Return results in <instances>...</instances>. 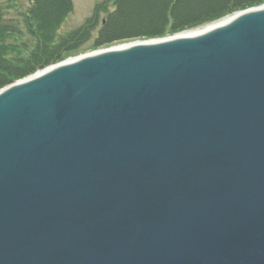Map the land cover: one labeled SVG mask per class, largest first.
Listing matches in <instances>:
<instances>
[{
  "label": "water",
  "instance_id": "95a60500",
  "mask_svg": "<svg viewBox=\"0 0 264 264\" xmlns=\"http://www.w3.org/2000/svg\"><path fill=\"white\" fill-rule=\"evenodd\" d=\"M226 18L0 90V264H264V5Z\"/></svg>",
  "mask_w": 264,
  "mask_h": 264
},
{
  "label": "trees",
  "instance_id": "16d2710c",
  "mask_svg": "<svg viewBox=\"0 0 264 264\" xmlns=\"http://www.w3.org/2000/svg\"><path fill=\"white\" fill-rule=\"evenodd\" d=\"M23 15V29L6 22L0 8V88L57 63L61 54L78 50L76 42L90 37L99 10L80 29L59 38L56 30L72 11L70 0H29ZM113 11L95 36L103 46L137 38H158L213 22L226 15L256 7L264 0H109ZM104 12L105 9H104ZM28 36L34 45L22 43ZM57 39V41H56ZM50 57V59H49Z\"/></svg>",
  "mask_w": 264,
  "mask_h": 264
},
{
  "label": "rangeland",
  "instance_id": "374dc122",
  "mask_svg": "<svg viewBox=\"0 0 264 264\" xmlns=\"http://www.w3.org/2000/svg\"><path fill=\"white\" fill-rule=\"evenodd\" d=\"M108 1L109 0H70L71 6H72V11L63 19V22L60 24V26L56 30V32H55L56 38H57V36L59 38L65 37L66 35L80 29L83 25L86 24L88 19H90L94 16L93 12H94V9L96 6L97 7L102 6V8H104L106 12H104V9L99 10L98 15L96 17V20L94 22V25L88 30V32L90 31V37L84 42L79 40L78 42L75 43L76 46H78V50H76V51L72 50V51H68L65 53L63 51V54H61V57L63 59L57 63H60V62H63V61H66L68 59H72V58H75V57H78L81 55L89 54V53H92V52H95V51H98L101 49H106V48H109V47H112L115 45L126 44V43H130V42H134V41H141V40L147 39V38H137V39H132V40L115 42V43L103 45V46L102 45L101 46L95 45V41H94L95 36L97 35V32L99 31V29L103 25V23L106 19L107 13L112 12L114 10L113 5L110 2L108 3ZM262 5H264V3L259 5V6H256V7H260ZM29 7H30L29 0H0V8L3 11L5 21L6 22H12L15 25H18L21 30L23 29V15L27 12ZM251 8H254V7H251ZM241 11H243V10H241ZM238 12H240V11H238ZM235 13H237V12L226 15V16L219 18L213 22H209V23L203 24L201 26H198V27H195L192 29H187L184 31L185 32L193 31V30H197V29L206 27L208 25H212V24L217 23L218 21H220L226 17H230V16L234 15ZM184 31H181V32H184ZM181 32L168 34V35H165L164 37H158V38H167L170 36H175ZM24 38L25 39L22 41V43H26L27 45H34L36 42L35 38L31 39L28 36H25ZM158 38H151V39H158ZM56 41H57V39H56ZM49 59H50V57H49ZM57 63L38 68L32 74H34L38 71H41L43 69H46L47 67L55 65ZM32 74H30V75H32ZM29 76H26L24 78H27ZM24 78H22V79H24ZM8 86H10V84L7 86H3L0 89L6 88Z\"/></svg>",
  "mask_w": 264,
  "mask_h": 264
},
{
  "label": "bare ground",
  "instance_id": "6f19581e",
  "mask_svg": "<svg viewBox=\"0 0 264 264\" xmlns=\"http://www.w3.org/2000/svg\"><path fill=\"white\" fill-rule=\"evenodd\" d=\"M247 10V9H246ZM226 20H228V18L218 22V23H214L212 25H209V26H206V27H203V28H200V29H197V30H193V31H187V32H183L181 34H179L178 36H194V35H198L206 30H208L209 28L215 26V25H219V24H222L224 23ZM125 46H128V45H117L115 46L116 48H122V47H125ZM73 59V58H72ZM40 72V71H39ZM33 75V74H32ZM30 75V76H32Z\"/></svg>",
  "mask_w": 264,
  "mask_h": 264
}]
</instances>
